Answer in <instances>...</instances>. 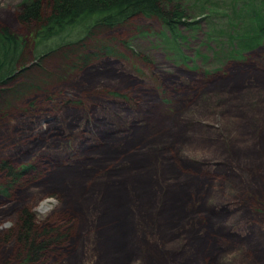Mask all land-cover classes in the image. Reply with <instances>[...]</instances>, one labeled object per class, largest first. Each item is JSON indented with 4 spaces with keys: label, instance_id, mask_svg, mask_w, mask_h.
I'll use <instances>...</instances> for the list:
<instances>
[{
    "label": "rangeland",
    "instance_id": "374dc122",
    "mask_svg": "<svg viewBox=\"0 0 264 264\" xmlns=\"http://www.w3.org/2000/svg\"><path fill=\"white\" fill-rule=\"evenodd\" d=\"M23 1L0 0V27L25 37L30 60ZM213 1L180 0L186 38L137 16L99 32L114 54L64 73L59 54L31 60L12 85L25 89L0 98V164L32 165L0 191V225L46 195L62 200L31 211L67 227L44 264H264V50L215 59L211 35L229 18ZM23 252L0 243V264Z\"/></svg>",
    "mask_w": 264,
    "mask_h": 264
},
{
    "label": "trees",
    "instance_id": "16d2710c",
    "mask_svg": "<svg viewBox=\"0 0 264 264\" xmlns=\"http://www.w3.org/2000/svg\"><path fill=\"white\" fill-rule=\"evenodd\" d=\"M218 1L214 0L211 4L216 3L219 7H214L219 9L221 2ZM222 4H226L222 11L229 18L228 33L221 30L219 35H211L216 40L214 42L218 41L212 49L215 59L229 64L253 62L247 61L248 55L258 49L264 50V0H223ZM202 7L204 10L208 9L206 5ZM19 11L24 24H33L36 27L31 36L32 57L30 60L25 57V37L17 35L8 27H0L1 99L5 95L15 97L17 89H25L12 85L19 73L30 68L27 63L31 60L32 66H40L45 59L59 54L64 60L61 73L68 68L79 69L87 66L93 59L114 54L115 48L100 39L101 30L120 27L137 16H144L159 20L174 33V41H178L181 32L177 25L183 23V18L187 17L180 0H24ZM166 43L170 41L167 40ZM260 57L264 60V55L261 54ZM32 87L37 88L30 85ZM114 94L118 95L117 92ZM191 161L199 164L198 160ZM0 166L7 170L9 181L8 185L5 182V185L0 184V191L3 192H7L9 186L15 185L25 168L32 167L26 165L23 169L14 171L5 161ZM54 223L37 224L29 208L23 207L16 215L14 227L0 234V243L14 240L23 248V261L20 264H44L43 256L64 238V231L67 230L59 222ZM246 252L249 255L250 248Z\"/></svg>",
    "mask_w": 264,
    "mask_h": 264
},
{
    "label": "clouds",
    "instance_id": "9594fccd",
    "mask_svg": "<svg viewBox=\"0 0 264 264\" xmlns=\"http://www.w3.org/2000/svg\"><path fill=\"white\" fill-rule=\"evenodd\" d=\"M62 206V200L58 195L49 194L44 196L39 204H37L34 208L31 209L34 213L39 217L40 215L47 216L49 213L55 211L57 208ZM14 226V221L6 219L0 227L5 229L12 228Z\"/></svg>",
    "mask_w": 264,
    "mask_h": 264
}]
</instances>
